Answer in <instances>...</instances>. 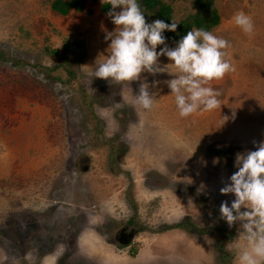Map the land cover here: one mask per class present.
<instances>
[{
    "label": "rangeland",
    "instance_id": "1",
    "mask_svg": "<svg viewBox=\"0 0 264 264\" xmlns=\"http://www.w3.org/2000/svg\"><path fill=\"white\" fill-rule=\"evenodd\" d=\"M50 1L0 0V264H235L226 249L238 229L219 217L233 197L219 189L236 153L264 141V0L214 1L209 31L229 42L233 70L209 82L218 106L188 117L167 73L141 74L158 81L150 109L125 102L139 81H90L115 26L101 0L66 15ZM173 5L177 18L194 9ZM237 11L250 33L233 23ZM39 217L61 224L56 253L31 240ZM79 222L78 245L66 246ZM126 222L136 234L124 245L112 232Z\"/></svg>",
    "mask_w": 264,
    "mask_h": 264
},
{
    "label": "clouds",
    "instance_id": "2",
    "mask_svg": "<svg viewBox=\"0 0 264 264\" xmlns=\"http://www.w3.org/2000/svg\"><path fill=\"white\" fill-rule=\"evenodd\" d=\"M101 3L109 5L106 15L115 27L105 32L107 54L89 72L90 81L93 77L116 84L139 81L136 91H131L125 102L150 109L152 90L158 81H149L141 74L167 73L164 83L180 117L218 106L220 93L209 82L233 70L225 58L227 40L204 28H191L174 47H169L164 30L174 32L177 21L146 22L138 0H101ZM233 23L245 33L253 30L251 17L241 11L234 14ZM161 56L167 61L161 63ZM226 119L223 116L220 125ZM233 166L236 170L228 177L229 182L219 189L220 193L233 197L221 201L219 217L229 227L236 223L238 229L237 239L226 250L233 254L235 264H264V141L254 150L236 153Z\"/></svg>",
    "mask_w": 264,
    "mask_h": 264
},
{
    "label": "trees",
    "instance_id": "3",
    "mask_svg": "<svg viewBox=\"0 0 264 264\" xmlns=\"http://www.w3.org/2000/svg\"><path fill=\"white\" fill-rule=\"evenodd\" d=\"M97 2L98 0H91ZM186 2L194 6V9L186 15L177 18L174 2ZM215 0H138L141 10L144 12L146 22L153 19H162L166 23L177 21V28L173 31L164 30L166 42L170 47L175 46L179 40L191 28L212 29L219 21V15L215 8ZM50 7L58 14L66 15L71 11L91 13L92 9L87 6V0H51ZM100 10L107 12L109 5L99 3ZM1 55V54H0Z\"/></svg>",
    "mask_w": 264,
    "mask_h": 264
},
{
    "label": "flooded vegetation",
    "instance_id": "4",
    "mask_svg": "<svg viewBox=\"0 0 264 264\" xmlns=\"http://www.w3.org/2000/svg\"><path fill=\"white\" fill-rule=\"evenodd\" d=\"M87 170H88V166L86 165L84 167V171H87ZM48 209H50V208H46L47 211H48ZM38 214H40V212H38ZM179 223H181V222L179 221ZM179 223L177 226H174L173 228H181V225ZM56 224H57V222L55 223L54 221L44 220V217H39V221H37V219H34V218L32 219V221L30 222V227L32 226L34 233L31 236V240L33 243L37 240V243H36L37 248L39 246H43L42 244H45V245L49 244L48 248L49 249L51 248L50 251L56 253V249H55L56 242H54L53 245L51 246V242H52L51 238L53 237L52 236L53 233H55L52 228L54 226L57 228H59L61 226V224H59V226H56ZM81 227H82V225L80 223V225L78 226V230ZM233 227L237 228V224L234 223ZM134 229L135 228L133 226H131L129 222H126L125 226L119 228L117 231H114L112 233H113L114 239H116L119 244L126 245V244H129L133 240V238L136 234V231ZM165 230H167V228L162 229L161 231L164 232ZM223 231L221 230V232L224 234L225 239H227V237L229 236V233H228V231H224V232ZM79 234H80V230L77 232L76 231L73 232V234H71L69 241H68V236L65 234L62 241H68L66 246L78 245L77 241H78V235ZM36 235H38L39 237H36ZM45 250H47V249H45ZM43 256L44 255L42 254L39 258L41 259ZM57 257H59V256L56 255V260L58 261ZM39 261L40 260L38 259L37 263H39Z\"/></svg>",
    "mask_w": 264,
    "mask_h": 264
}]
</instances>
